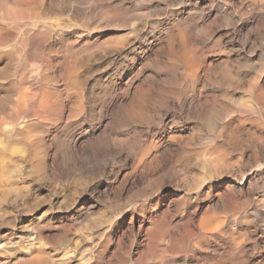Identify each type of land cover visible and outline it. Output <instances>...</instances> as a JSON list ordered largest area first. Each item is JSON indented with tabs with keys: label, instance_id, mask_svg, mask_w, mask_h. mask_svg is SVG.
Segmentation results:
<instances>
[{
	"label": "rangeland",
	"instance_id": "1",
	"mask_svg": "<svg viewBox=\"0 0 264 264\" xmlns=\"http://www.w3.org/2000/svg\"><path fill=\"white\" fill-rule=\"evenodd\" d=\"M3 1L0 264H264V0Z\"/></svg>",
	"mask_w": 264,
	"mask_h": 264
},
{
	"label": "bare ground",
	"instance_id": "2",
	"mask_svg": "<svg viewBox=\"0 0 264 264\" xmlns=\"http://www.w3.org/2000/svg\"><path fill=\"white\" fill-rule=\"evenodd\" d=\"M1 1H2V0H1ZM1 1H0V2H1ZM6 1H7V0H6ZM14 1H15V0H14ZM16 1H17V0H16ZM73 1H74V0H73ZM75 1H76V0H75ZM77 1H78V0H77ZM80 1H81V0H80ZM83 1H84V0H83ZM94 1H95V0H94ZM3 2H4V1H3ZM18 2H19V1H17V3H18ZM20 2H21V1H20ZM23 2H24V0H23ZM23 2H21V3H23ZM69 2H71V1L69 0ZM69 2H68V0H67V4H68ZM78 2H79V1H78ZM78 2H77V3H78ZM91 2L93 3V0H91ZM21 3H18V4H21ZM75 3H76V2H75ZM77 3H76V4H77ZM79 3H80V2H79ZM87 3H88V2H87ZM89 3H90V2H89ZM92 3H91V4H92ZM0 4H1V3H0ZM15 4H16V3H15ZM93 4H95V3H93ZM4 5H5V2H4V4H3L2 6H0V7H4ZM68 5H70V4H68ZM71 5H72V4H71ZM79 5H80V4H79ZM81 5H82V4H81ZM88 5H89V4H88ZM25 6H26V5H25ZM25 6H24V7H25ZM65 6H66V5H65ZM65 6H64V7H65ZM73 6H74V5H73ZM91 6H92V5H91ZM18 7H19V5H18ZM22 7H23V6H22ZM24 7H23V8H24ZM70 7H72V6H70ZM70 7H69V8H70ZM93 7H95V5H93ZM23 8H22V9H23ZM26 8H27V7H26ZM28 8H29V7H28ZM28 8H27V9L24 8V9H25V10H28ZM67 9H68V8H67ZM20 10H21V9H20ZM20 10H19V13H20ZM32 10H33V9H32ZM70 10H71V9H70ZM89 10H90V9H89ZM22 11H23V10H22ZM22 11H21V12H22ZM5 12H6V11H5ZM35 12H37V11H35ZM35 12H34V10H33V13H35ZM25 13H27V15H29L28 13L31 14V11H30V12H29V10H28V12H24V11H23V14H24V15H25ZM262 13H264V12H262ZM0 14H1V13H0ZM36 14H37V16H38V12H37ZM36 14H34V15H36ZM5 15H7V14H5ZM12 15H13V16L16 15L15 18H14ZM12 15H10L11 17H13L12 19H16L17 14H12ZM24 15H22V16L24 17ZM260 15H261V13H260ZM2 16H3V15H2ZM7 16H8V15H7ZM25 16H26V15H25ZM29 16H30V15H29ZM29 16H28V19H26V20H30V19H29ZM32 16H33V15H32ZM37 16H35V17H36V18H39L40 15H39L38 17H37ZM47 16H48V15H47ZM57 16H58V15H57ZM18 17H19V15H18ZM18 17H17V18H18ZM26 17H27V16H26ZM26 17H24V19H25ZM30 17H31V16H30ZM222 17H223V16H222ZM0 18H1V17H0ZM19 18H22V17H19ZM33 18H34V17H33ZM44 18H46V17L44 16ZM249 18H250V17H249ZM249 18H248V19H249ZM1 19H2V18H1ZM7 19H8V18H7ZM9 19H10V17H9ZM31 19H32V18H31ZM50 19H51V18H50ZM55 19H56V18H55ZM232 19H233V18H232ZM5 20H6V18L4 19V21H5ZM17 20H18V19H17ZM33 20H34V19H33ZM13 21H14V20H13ZM15 21H16V20H15ZM245 21H246V20H245ZM223 22H224V21H223ZM0 23H1V21H0ZM33 23H34V22H33ZM35 24H36V23H35ZM35 24H34V25H35ZM2 25H3V24H2ZM2 25H1V26H2ZM240 25H241V23H240ZM245 25H246V23H245ZM254 25H255V24H254ZM251 26H252V25H251ZM238 27H239V26H238ZM253 27H254V26H252L251 28H253ZM240 28H241V27H240ZM251 28H250V29H251ZM255 28H256V27H255ZM240 30H241V29H240ZM250 31H251V30H250ZM44 32H45V31H44ZM0 33H2V32H0ZM3 35H4V34H3ZM19 35H20V34H19ZM26 35H27V34H26ZM0 36H1V35H0ZM4 37H5V36H4ZM4 37L1 36V38H4ZM36 41H37V40H36ZM20 46H21V45H20ZM262 84H263V83H262ZM258 87L260 88V86H258ZM260 91L262 92V90H260ZM263 91H264V90H263ZM258 92H259V89H258L257 93H258ZM259 93H260V92H259ZM259 93H258V94H259ZM262 93H264V92H262ZM256 95H257V94H256ZM259 95H260V94H259ZM260 96H262V95H260ZM263 96H264V95H263ZM114 97H115V96H114ZM116 98H117V97H116ZM259 98H260V97H258V99H259ZM262 98H263V97H262ZM262 100L264 101V99H262ZM201 101H202V100H201ZM260 101H261V100H260ZM260 101H259V102H260ZM263 101H261V102H263ZM2 102H3V101H2ZM202 104H203V103H202ZM256 104H258V102H257ZM259 104H260V103H259ZM170 105H171V104H170ZM263 105H264V103H263ZM246 106H247V104H245L244 107H246ZM259 106H260V105H259ZM249 107H250V106H249ZM252 107H253V106H252ZM254 107H255V104H254ZM172 108H173V107H172ZM183 108H184V107H183ZM259 108H260V107H259ZM261 108H262V107H261ZM263 108H264V106H263ZM252 109H253V108H252ZM252 109H250V111H251ZM245 110H246V109H245ZM261 110H263V109H261ZM211 111H212V110H211ZM250 111H249V112H250ZM253 111H254V112H253ZM253 111H252V112L255 113L256 110L254 109ZM247 112H248V111H247ZM250 113H251V112H250ZM250 113H249V114H250ZM209 114H211V113L209 112ZM247 115H248V114H247ZM252 115H254V114H252ZM206 116H207V118H209L211 115H210V116L206 115ZM206 116H205V117H206ZM212 116H213V115H212ZM207 118H206V119H207ZM207 120H209V119H207ZM210 120H211V118H210ZM208 122L210 123V121H208ZM242 122H243V121H241V123H242ZM211 123H212V122H211ZM226 123H227V122H226ZM226 123H225V124H226ZM239 123H240V122H239ZM162 124H163V123H162ZM231 124H232V123H231ZM228 125L230 126V124H228ZM238 125H239V124H238ZM233 126H234V125H233ZM233 126H232V127H233ZM253 126H254V125H253ZM224 127H225V126H224ZM247 127H248V126H247ZM247 127H246V128H247ZM251 127H252V126H251ZM234 128H235V127H234ZM249 128H250V127H249ZM231 129H233V128H231ZM247 129H248V128H247ZM253 129H254V128H253ZM253 129H252V130H253ZM259 129H260V128H259ZM229 130H230V129H229ZM252 130H251L250 132H253ZM254 130H255V129H254ZM242 131H243V130H242ZM232 132H234V131L232 130ZM251 134H252V133H251ZM235 136H236V135H235ZM230 137H231L230 139L233 140V138H232V137H233L232 134H231ZM250 138H253V137H250ZM254 138H256V137H254ZM254 138H253V139H254ZM257 138H258V137H257ZM253 139H252V140H253ZM236 140H238V139H235V141H236ZM254 140H255V139H254ZM263 141H264V140H263ZM263 141L261 142V144L263 143ZM236 142H237V141H236ZM238 142H239V141H238ZM255 142H256V141H255ZM255 142H254V144H255ZM243 143H244V142H243ZM256 144H257V142H256ZM258 144H259V143H258ZM259 145H260V144H259ZM257 146H258V145H257ZM261 146H262V145H261ZM261 146H260V147H261ZM256 155H257V154H256ZM258 155H259V154H258ZM258 155H257V156H258ZM257 156H256V157H257ZM254 157H255V154H254ZM259 162H260V161H259ZM257 166H258L257 169H254V170H252V171L249 170L250 172L247 174V177L255 178L256 176H259V175H258L259 173H264V164H263V165L259 164V165H257ZM262 175H264V174H262ZM259 177H260V176H259ZM259 177H258V178H259ZM260 179H261V178H260ZM253 180H254V179H253ZM247 181H248V180H247ZM257 181H259V179H258ZM254 182H255V181H254ZM255 183H256V182H255ZM255 183H252V184H254V186H255V185H257V184H255ZM248 184H249V183H248ZM256 188H257V187H256ZM164 217H165V216H164ZM165 218H166V217H165ZM162 224H163V223H162ZM149 225L151 226V228H150V229L148 228L149 230L146 229L147 231L144 232V234H143V239H142V241H141V246H143V248H147V249H145L146 251L148 250L149 245H150V243H151V242H148V243H147V238H148L147 236H148V234H150L151 236H154V235H156V234H158V233H162V232L164 233V231L166 230V228H165V230L163 231L162 228H164V227H162V225H161L160 222L157 223V222L150 221V222H149ZM163 225H164V224H163ZM150 226H148V227H150ZM164 226H165V225H164ZM161 231H162V232H161ZM150 235H149V236H150ZM146 237H147V238H146ZM139 243H140V242H139ZM211 244H212V243H211ZM213 245H214V244H213ZM152 246H153V245H152ZM150 248H151V247H150ZM225 251H226V250H225ZM134 252H135V251H134ZM147 252H148V251H147ZM135 255H136V254H135Z\"/></svg>",
	"mask_w": 264,
	"mask_h": 264
}]
</instances>
